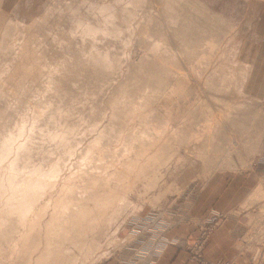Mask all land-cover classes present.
<instances>
[{"label": "rangeland", "instance_id": "374dc122", "mask_svg": "<svg viewBox=\"0 0 264 264\" xmlns=\"http://www.w3.org/2000/svg\"><path fill=\"white\" fill-rule=\"evenodd\" d=\"M21 14L0 8V66L29 52L38 76L0 119L25 150L0 182V264H156L168 249L189 264H264V0H43ZM181 84L187 95L167 93ZM22 190L38 194L27 207Z\"/></svg>", "mask_w": 264, "mask_h": 264}, {"label": "bare ground", "instance_id": "6f19581e", "mask_svg": "<svg viewBox=\"0 0 264 264\" xmlns=\"http://www.w3.org/2000/svg\"><path fill=\"white\" fill-rule=\"evenodd\" d=\"M179 3V2H178ZM168 5V4H167ZM178 5V4H177ZM169 6H171V5H169ZM143 29V28H142ZM142 29H138L139 31H137V32H139L140 33V31L142 30ZM143 31V30H142ZM142 31H141V33H142ZM144 33H145V30L143 31ZM90 33V32H89ZM138 33V34H139ZM143 33V34H144ZM139 36V35H138ZM128 41V40H127ZM150 41V40H149ZM8 42V41H7ZM32 44V43H31ZM186 46V49L188 48V50L190 49V47H187L188 45H185ZM154 47V46H153ZM192 47V46H191ZM24 49V48H23ZM94 49V48H93ZM194 48H192V50H193ZM95 50V49H94ZM108 50V49H107ZM8 51V50H7ZM14 51V50H13ZM25 51H27V50H25ZM15 52V51H14ZM186 52H188L187 50H186ZM27 53V54H26ZM26 53H22V54H17V55H15L13 58L12 57H10V59L12 58L13 59V63H11V61H12V59L10 60V63L12 64V65H10V63H9V61H8V66H6L7 65V62H6V65L4 64V62L2 63L1 62V64H3L4 66H5V68L4 69H2L4 66L3 65H1L0 66V119H2L1 117H3V119H4V116H6V115H8L9 113H11L12 111L14 112V109H16V105H18V106H20L19 105V93L17 92V94L15 93L16 92V88H17V86H18V84H19V82L22 80V79H26V82H28L27 81V79H28V77H34L33 79H36V77L38 76L36 73H37V70H35L36 72H33L32 70H34L36 67H37V59H35L34 57H36V56H34V55H28L29 54V52H26ZM31 53V52H30ZM184 53V52H183ZM189 53V52H188ZM98 54H100V53H98ZM110 54V53H109ZM101 55V54H100ZM108 54L106 53V56H103V58L101 59V60H107V58L110 56H107ZM39 56H40V54H39ZM92 56H93V54H92ZM205 56V55H204ZM33 57V58H32ZM101 57V56H100ZM112 57V56H111ZM114 57V56H113ZM118 57V56H117ZM197 57V56H196ZM1 58V57H0ZM29 58H31L30 60H29ZM202 58V57H201ZM39 59V58H38ZM28 60V61H27ZM31 60H33L32 62H30ZM36 60V61H35ZM92 60H94V59H92ZM91 60V61H92ZM196 60H199V58L198 59H196ZM196 60H195V63H196ZM110 61V60H109ZM92 62H95L98 66H103V67H105L106 65H104V63L103 62H100L99 60H98V58H97V60L95 59V61H92ZM111 62V61H110ZM200 62V61H199ZM39 63V62H38ZM109 63V62H108ZM39 66V65H38ZM108 66V65H107ZM106 66V67H107ZM133 66V65H132ZM41 67V66H40ZM45 67V66H44ZM110 67V66H109ZM138 67V66H137ZM143 67V66H142ZM43 68V67H42ZM108 68V67H107ZM110 68H112V67H110ZM109 68V69H110ZM32 69V70H31ZM44 69V68H43ZM107 70V69H106ZM105 70V71H106ZM121 70V69H120ZM144 71V70H143ZM41 72V71H40ZM43 72V71H42ZM120 72V71H119ZM141 72V71H140ZM41 74V73H40ZM47 74V73H46ZM132 74H134V72L132 73ZM137 74V73H136ZM141 73H139V75H140ZM43 75H44V73H43ZM120 76V75H119ZM141 77H142V75H140ZM139 76V77H140ZM40 77H42V76H40ZM126 77V76H125ZM137 77V76H136ZM149 78V77H148ZM31 79V78H30ZM120 79V78H119ZM122 79V78H121ZM134 79V78H133ZM150 80V79H149ZM161 80V79H160ZM178 80V79H177ZM44 81V80H43ZM126 81V80H125ZM147 81H148V79H147ZM181 81V80H180ZM50 82V81H49ZM140 82V81H139ZM162 82V81H161ZM34 83H37V82H34ZM41 83V82H40ZM30 84V83H29ZM42 84V83H41ZM153 84V83H152ZM28 85V84H27ZM35 85V84H34ZM123 85V84H122ZM157 85V84H156ZM159 85V84H158ZM177 85V84H176ZM182 85V84H181ZM23 87V86H22ZM38 87V86H37ZM123 87H125V86H123ZM184 87H185V89L183 88V85L181 86V87H178L177 86V88L175 87V90H173V89H170V90H173L172 92H167V93H171V95L172 94H176V93H185L186 95H187V91H189V89L188 88H186V86L184 85ZM226 87V86H225ZM31 88V87H30ZM19 89V88H18ZM28 89H29V87H28ZM125 89V88H124ZM37 90V89H36ZM136 90V89H135ZM185 90H187V91H185ZM124 91V90H123ZM168 91H169V89H168ZM197 91V90H196ZM23 92V91H22ZM40 92H41V90H40ZM122 92V91H121ZM127 92V91H126ZM137 93V92H136ZM191 93V92H190ZM40 94V93H39ZM44 94V93H43ZM184 94V97L181 99V101H183L184 103L187 101L186 99H188V98H186V95ZM19 95V96H18ZM53 95V94H52ZM121 95V94H120ZM122 95H124L123 93H122ZM121 95V96H122ZM133 95V94H132ZM168 95L169 94H167V98H168V100L170 99L169 97H168ZM176 95H178V94H176ZM217 95V94H216ZM125 96H127L126 94H125ZM130 96V95H129ZM128 96V97H129ZM179 96V95H178ZM24 97V96H23ZM120 97V96H119ZM123 98H124V96H122ZM180 97V96H179ZM179 97H178V99H179ZM187 97H189V95L187 96ZM36 98V97H35ZM40 98V97H39ZM42 98V97H41ZM45 98V97H44ZM126 98V100H128L127 99V97H125ZM132 97H130V99H131ZM152 98V97H151ZM174 98V97H173ZM217 98V97H216ZM38 99V98H37ZM190 99V98H189ZM41 100V99H40ZM44 100V99H43ZM116 100H122L121 98L119 99V98H117ZM125 100V101H126ZM132 100H133V98H132ZM186 100V101H185ZM111 101V100H110ZM123 101V100H122ZM129 101V100H128ZM172 101H174V100H172ZM179 101H180V99H179ZM180 101V103L182 104V102ZM189 101V100H188ZM30 102V101H29ZM39 102V101H38ZM114 102V101H113ZM178 102V101H177ZM120 104L119 105H121V102H119ZM188 103V102H187ZM30 104H31V102H30ZM39 104V103H38ZM38 104H37V106H38ZM122 104H124V101L122 102ZM126 104V103H125ZM177 104V103H176ZM191 104V103H190ZM114 105V104H113ZM127 105V104H126ZM135 105V104H134ZM26 106V105H25ZM30 106L31 105H29L28 107L30 108ZM115 106V105H114ZM194 106V105H193ZM222 106V105H221ZM220 106V107H221ZM42 107V106H41ZM40 107V108H41ZM118 107V106H117ZM122 107V106H121ZM133 107V106H132ZM171 107V106H170ZM190 107V106H189ZM227 107V106H226ZM225 107V108H226ZM178 108V107H177ZM186 108H188V107H186ZM215 108V107H214ZM36 109V108H35ZM133 108H130V110L128 111L127 110V112H132L131 110H132ZM11 110V111H10ZM22 110V109H21ZM20 109H19V111L20 112H18L19 114V116H18V124H21L22 122H20L19 123V121L21 120V118L22 119H24L25 117V115H23L24 113H23V110L21 111ZM26 110V109H25ZM123 110V109H122ZM171 110V109H170ZM178 110V109H177ZM182 110H183V108H182ZM186 110V109H185ZM192 110V109H191ZM17 111V110H16ZM38 111H39V109H38ZM42 111V110H41ZM172 111V110H171ZM184 111V110H183ZM189 111H190V109H189ZM35 112H36V110H35ZM35 112H32V113H35ZM126 112V113H127ZM135 112V111H134ZM186 112V111H185ZM30 113V112H29ZM124 113V112H123ZM202 113V112H201ZM231 113V112H230ZM229 113V114H230ZM15 114V113H14ZM228 114V113H227ZM232 114V113H231ZM11 115V114H10ZM38 115H39V113H38ZM122 115V114H121ZM126 115V114H125ZM129 115V114H128ZM13 116H15V115H13ZM24 117V118H23ZM39 117V116H38ZM52 117V116H51ZM170 117V116H169ZM14 118V117H13ZM13 118L11 119V120H13ZM122 118V117H121ZM129 118V117H128ZM27 119V118H26ZM119 119V118H118ZM10 120V121H11ZM134 120V119H133ZM9 121V122H10ZM24 121V120H23ZM3 122V120L0 122V182L3 180L4 181V179H5V175H6V172H9V171H11L12 170V165L14 164L15 165V162L17 161V160H19V159H23L22 158V156H21V154L23 153V152H25V150L24 151H22L20 154L17 152V151H15V145H14V143L12 142V138L10 137V136H8V134H9V132L7 131L8 129H7V127H5V125H3V124H1ZM25 122H27V120L25 121ZM16 123V122H15ZM115 123V122H114ZM24 125V124H23ZM9 126H10V124H9ZM15 126V125H14ZM25 127V126H24ZM10 128V127H9ZM22 128V127H21ZM47 128V127H46ZM11 130H13L12 128H10ZM15 129H16V127H15ZM43 130V129H42ZM190 131V130H189ZM22 131H20V133H21ZM193 132V131H192ZM14 133V132H13ZM15 133H17V131L15 132ZM18 133H19V130H18ZM19 133V134H20ZM188 133V132H187ZM11 134V133H10ZM23 135H24V133H22ZM190 134V133H189ZM25 135H26V133H25ZM103 135V134H102ZM107 135V134H106ZM115 135H117V134H115ZM123 135V134H122ZM126 135V134H125ZM130 135V134H129ZM16 137V136H15ZM26 137V136H25ZM139 137V136H138ZM137 137V138H138ZM193 137V136H192ZM122 139H124L123 137H122ZM142 139V138H141ZM111 140V139H110ZM118 140V139H117ZM126 140V139H125ZM124 140V141H125ZM145 140V139H144ZM87 141V140H86ZM112 141V140H111ZM121 141V140H120ZM134 141V140H133ZM22 142V141H21ZM20 142V143H21ZM146 142V141H145ZM153 142V141H152ZM112 143V142H111ZM118 143V142H117ZM127 143H129V142H127ZM133 143V142H132ZM154 143V142H153ZM16 144V143H15ZM152 144V143H151ZM83 145V144H82ZM119 145H121V144H119ZM155 145V144H154ZM102 146V145H101ZM124 146V145H123ZM126 146V145H125ZM124 146V147H125ZM26 147V146H25ZM90 147V146H89ZM126 147H128V145L126 146ZM143 147V146H142ZM146 148V147H145ZM150 148V147H149ZM130 149V148H129ZM172 149V148H171ZM21 150V149H20ZM23 150V149H22ZM63 150V149H62ZM133 150H135V149H133ZM139 150H140V148H139ZM188 150V149H187ZM141 151V150H140ZM155 151V150H154ZM173 151H175V150H173ZM27 152V151H26ZM122 152V151H121ZM129 152H131L130 150H129ZM128 152V153H129ZM135 152V151H134ZM156 153L158 152V151H155ZM154 152V153H155ZM133 153V152H132ZM24 154V153H23ZM120 154V153H119ZM124 154V153H123ZM80 156V155H79ZM121 156H122V154H121ZM140 156V155H139ZM144 156V155H143ZM142 156V157H143ZM149 156V155H148ZM130 157V156H129ZM151 157V156H150ZM148 158V159H153L152 157L151 158ZM118 158V157H117ZM135 159H137V157L135 158ZM147 159V158H146ZM117 160V159H116ZM141 160V159H140ZM142 160H143V158H142ZM124 161V160H123ZM129 162H135V160H131V161H129ZM139 162V160L137 161V163ZM142 162V161H141ZM147 162V161H146ZM152 162V161H151ZM126 163H127V161H126ZM136 163V162H135ZM135 163L134 164H131L133 167H134V165H135ZM136 163V165H138ZM17 164V163H16ZM122 164H123V162H122ZM125 164V163H124ZM124 164H123V166H124ZM18 165V164H17ZM127 164H125V166H126ZM128 165H129V163H128ZM130 165V166H131ZM121 167H123L122 165H120ZM119 166V167H120ZM127 167V166H126ZM82 168V167H81ZM124 168V167H123ZM123 168H121V169H123ZM131 168V167H130ZM136 168V167H135ZM135 168H133V170L135 169ZM144 168V167H143ZM114 169H116V168H114ZM126 169V168H125ZM129 169V168H128ZM37 170V169H36ZM131 170V169H130ZM130 170H128L129 171V173H130ZM141 170V169H140ZM115 171V170H114ZM113 171V175H112V177L114 176V173H116V171H117V169H116V171L114 172ZM125 171V170H124ZM132 171V170H131ZM88 172V171H87ZM103 172V171H102ZM107 172V171H106ZM122 172V171H121ZM134 172V171H133ZM37 173V172H36ZM108 173V172H107ZM123 173H125V172H122L121 174H123ZM128 173V172H127ZM124 174V177L126 176V175H128V174ZM132 173V172H131ZM110 174V175H109ZM111 174H112V172L111 173H108V176L110 177L111 176ZM120 174V175H121ZM35 175V174H34ZM37 175V174H36ZM117 175V174H116ZM119 175V176H120ZM9 176V175H8ZM119 176H117V179L119 178ZM123 176V175H122ZM121 176V177H122ZM13 177V176H12ZM48 177V176H47ZM54 177V176H53ZM41 178H42V176H41ZM61 178V177H60ZM115 179H116V176L114 177ZM125 178H127V177H125ZM11 179V178H10ZM49 179H52V178H49ZM116 179V180H117ZM101 180V179H100ZM104 180H105V178H104ZM109 180H110V178H109ZM113 180V179H112ZM121 181V180H124V179H122V178H119L117 181ZM127 180V179H126ZM7 181V180H6ZM5 181V182H6ZM22 181V180H21ZM25 181V180H24ZM43 181V180H42ZM63 181H65V180H63ZM108 181V180H107ZM114 181V180H113ZM10 182V181H9ZM33 182V181H32ZM35 182V181H34ZM61 182V181H60ZM83 182V181H82ZM97 182V181H96ZM96 182H92V184L94 185V187H95V184L94 183H96ZM123 182V181H122ZM24 183V182H23ZM53 183V182H52ZM104 183V182H103ZM105 183H106V181H105ZM109 183V182H108ZM20 184H21V182H20ZM114 184V183H113ZM29 185V184H28ZM27 185V186H28ZM50 185V184H49ZM54 185V184H53ZM109 185H110V183H109ZM45 186V185H44ZM88 186V185H87ZM98 186V185H97ZM102 186H108V184H105V185H102ZM114 186H116V183L114 184ZM63 190H61V192H59V193H61L62 194V191H65L64 190V188H62ZM103 189V188H102ZM117 189V188H116ZM116 189H114V190H116ZM257 189H259L258 191H260L261 193L258 195V193H257V191L255 192V193H257V197H262L261 195L264 193V182L257 188ZM17 190H19V189H17ZM34 190V189H33ZM60 190V189H59ZM111 191V190H110ZM36 192V191H35ZM88 192V191H87ZM102 192V191H101ZM100 192V193H101ZM8 193V192H7ZM36 193H39V192H36ZM83 193V192H82ZM102 193H104V192H102ZM101 193V194H102ZM109 193V192H108ZM110 193H112V192H110ZM115 193V192H114ZM3 194V193H2ZM6 194V193H5ZM19 194L20 195H25L26 194V196H27V199H24L23 200V202H21V206L22 207H27V205L29 206V199H34L38 194H35L34 192L31 194L29 191H27V192H24L23 190L21 191V192H19ZM99 194V193H98ZM42 195V194H41ZM57 195V194H56ZM100 195V194H99ZM103 196H108L109 197V194H102ZM256 195V194H255ZM255 195H253V196H255ZM44 196V195H43ZM42 196V197H43ZM58 196V195H57ZM57 196L55 197V200H56V198H57ZM68 196V195H67ZM72 196V195H71ZM98 196V195H97ZM115 196H118L117 194L115 195ZM25 197V196H24ZM23 197V198H24ZM59 197V196H58ZM63 197V196H62ZM68 197H70V195L68 196ZM92 197H94V196H92ZM96 197V196H95ZM95 197H94V200H95ZM256 197V196H255ZM7 198V197H6ZM11 198H13L12 196H11ZM10 197H9V200L11 199ZM82 198V197H81ZM98 198H99V196H98ZM97 198V199H98ZM61 198H58L56 201H57V203H58V200H60ZM64 199V198H63ZM75 198H73L72 200H73V203L75 202V200H74ZM84 199V198H83ZM93 199V198H92ZM96 199V200H97ZM104 198H102V200H103ZM112 199V198H111ZM118 199V198H117ZM6 200H8V199H6ZM5 200V201H6ZM54 200V202L56 203V201ZM62 200V199H61ZM60 200V201H61ZM68 200H71V199H68ZM68 200H66L67 201V203H68ZM77 200H79V198L77 199ZM88 199H86V201H87ZM95 200V201H96ZM60 201H59V203L58 204H60L59 206L60 207H62L63 205L60 203ZM80 201V203H81V199L79 200ZM85 201V200H84ZM99 201H100V199H99ZM98 201V202H99ZM44 202V201H43ZM69 202H72V201H69ZM98 202H96V203H98ZM104 202V201H103ZM3 203V202H2ZM54 203V204H55ZM73 203H70L72 206L73 205H75L76 204V202H75V204H73ZM90 203H93V201L91 202L90 201ZM96 203H95V205H92L94 208H95V206H96ZM113 203V202H112ZM46 204V203H45ZM53 204V205H54ZM58 204H57V206H58ZM79 204V203H78ZM88 204V203H87ZM101 204V203H100ZM6 205V204H5ZM43 205V204H42ZM66 203H64V208L66 207V206H69V205H66ZM71 205H70V207H71ZM114 205V204H113ZM18 206V205H17ZM32 206V205H31ZM78 206V207H77ZM77 206H75L77 209H78V211H79V209L82 207L81 206V204L80 205H77ZM80 206V207H79ZM99 207H100V205H98ZM101 206H104V204H101ZM53 207H55V205L53 206ZM59 207V208H60ZM97 207V206H96ZM58 208V207H57ZM89 208V207H88ZM98 208V207H97ZM103 208V207H102ZM101 208V209H102ZM107 208V207H106ZM105 208V209H106ZM34 209V205H33V207H32V210ZM48 209V208H47ZM55 209H56V207H55ZM66 209L67 210H69L67 207L65 208V211H66ZM72 209H73V207H72ZM71 209V210H72ZM76 209V210H77ZM83 209V208H82ZM90 209V208H89ZM93 209V208H92ZM92 209H91V211L89 210V217L91 216V212H92ZM96 209V208H95ZM94 209V210H95ZM104 209V208H103ZM12 210V209H11ZM64 210V209H63ZM63 210H61V212H64L65 213V211H63ZM76 210H75V212H76ZM84 210V209H83ZM85 210H87V208L85 209ZM84 210V211H85ZM44 211V210H43ZM57 211H59L58 212V214L60 215V210L58 209ZM57 211H56V213H57ZM73 211V210H72ZM9 212H10V210H9ZM67 212V211H66ZM75 212H73L74 214H75ZM83 212V211H82ZM81 212V210H80V213H82ZM85 212H88V211H85ZM84 212V213H85ZM103 212H104V210H103ZM102 212V213H103ZM106 212V211H105ZM3 213V212H2ZM6 213V212H5ZM56 213H55V211H54V216H56ZM78 213V212H77ZM84 213H82V214H84ZM96 213H98V212H96ZM107 213V212H106ZM18 214V213H17ZM16 214V215H17ZM41 214V213H40ZM82 214H80L81 216H82ZM86 214V213H85ZM85 214H84V216H85ZM108 214V213H107ZM78 215V214H77ZM77 215H75V216H77ZM87 215V214H86ZM102 215V214H101ZM106 215V214H105ZM111 215V214H110ZM113 215V214H112ZM25 217H26V215H24ZM53 216V215H52ZM92 216H93V214H92ZM91 216V217H92ZM72 217V216H71ZM80 217V216H79ZM78 217V218H79ZM90 217V218H91ZM98 217V216H97ZM103 217V216H102ZM3 218H6V217H3ZM23 219H22V221L20 222V227H22V228H25V226H26V222H28L27 220V218H24V217H22ZM57 217H55V218H53V220L54 219H56ZM67 218H70V217H67ZM75 218V219H74ZM82 219L84 218V217H81ZM85 218H87L86 220H88L89 218L88 217H85ZM85 218L83 219V221L85 220ZM93 218H94V216L92 217V220H93ZM96 218V217H95ZM36 219H38V217H36ZM82 219H80V222L82 221ZM97 219V218H96ZM101 219V218H100ZM100 219H97L98 221L100 220ZM3 220H5V219H3ZM35 220V219H34ZM53 220H51L50 221V223H51V225H52V221ZM56 220H59V219H56ZM56 220H54L55 222H56ZM72 220H76V217H73L72 218ZM95 220V219H94ZM105 220V219H104ZM32 221V220H31ZM30 221V222H31ZM53 221V222H54ZM69 221H70V219H69ZM77 221H78V219H77ZM91 221V220H90ZM8 222V221H7ZM10 222V221H9ZM8 222V223H9ZM66 222H67V220H66ZM66 222H63L62 224H66ZM71 222V221H70ZM76 222V221H75ZM80 222H78V223H80ZM95 222H96V220L95 221H93V225H96L95 224ZM101 222V221H100ZM50 223H48L47 225L49 226V224ZM77 223V222H76ZM82 223H84V222H81L79 225L80 226H82ZM69 224V226L71 225V223H68ZM68 224H67V226L66 225H64L65 227H66V229H67V227H68ZM90 224L92 225V223L90 222ZM28 225L30 226V223H28L27 224V227H28ZM46 225V224H45ZM46 225V226H47ZM50 225V226H51ZM78 225V224H77ZM77 225H75V226H77ZM79 225H78V227L77 228H79ZM85 226H86V223L84 224ZM90 225V226H91ZM92 225V226H93ZM99 225H100V223H99ZM33 226H35V225H33ZM33 226H31V227H33ZM48 226H47V228H48ZM72 226V225H71ZM89 226V225H88ZM97 227H98V225H96ZM41 227V226H40ZM72 227H74V225L72 226ZM95 227V226H94ZM93 227V228H94ZM100 227V226H99ZM28 228H30V227H28ZM28 228H27V233H29L30 235H32V233H30L31 232V230L30 231H28ZM46 228V229H47ZM64 228V227H63ZM69 228V227H68ZM76 228V227H75ZM76 228V231H80V230H78ZM84 228H86V227H84ZM89 228V227H88ZM34 229H35V227L33 228V230H32V232L34 231ZM37 229H38V227H37ZM49 229V228H48ZM52 229V228H51ZM65 229V228H64ZM80 229V228H79ZM82 229V228H81ZM90 229H92V228H90ZM90 229L88 230V231H90ZM53 230V229H52ZM73 230V229H72ZM85 230H87V229H85ZM93 230V229H92ZM21 231H22V229H21ZM37 231V230H36ZM55 231V230H54ZM70 231V230H69ZM41 232V231H40ZM51 232V231H50ZM82 232H85V231H83V229H82ZM25 233V232H24ZM27 233H26V235H27ZM34 233V232H33ZM42 233V232H41ZM76 233V232H75ZM86 233V232H85ZM37 234V233H36ZM50 234V233H49ZM48 234V235H49ZM52 234V233H51ZM54 234V233H53ZM53 234H52V236H53ZM74 234V233H73ZM78 234V233H77ZM79 234H80V232H79ZM89 234V233H88ZM22 235L24 236V234L22 233ZM30 235H28L29 237H30ZM44 235H47V234H44ZM75 235V234H74ZM21 236V235H20ZM23 236H22V238H23ZM28 236H24L25 238H26V240H29L30 239V241H31V237L29 238V239H27V237ZM51 236V235H50ZM51 236V237H52ZM79 236V235H78ZM77 236V238H79ZM75 237H76V235H75ZM80 237H81V234H80ZM10 238H11V236H10ZM19 238V237H18ZM21 238V239H22ZM24 238V239H25ZM14 239V238H13ZM20 239V238H19ZM18 240V241H22V240ZM39 239V238H38ZM45 239H46V237H45ZM84 239H86L85 237H84ZM83 239V240H84ZM10 240H12V239H10ZM50 240V239H49ZM76 240H78V243H80L79 242V239H76ZM82 240V237H81V241H83ZM46 241V240H45ZM86 241V240H85ZM23 242H27V241H24L23 240ZM22 242V243H23ZM39 242V241H38ZM50 241H48V243H49ZM52 242V241H51ZM50 242V243H51ZM74 242V241H73ZM87 242V241H86ZM29 243V242H28ZM33 243H35L34 241H33ZM47 243V241H46V243H44V244H46L45 246H49V245H47L48 244ZM81 243H84V242H81ZM20 244V245H19ZM38 244H40V243H38ZM43 244V243H42ZM64 244V243H63ZM76 244V243H75ZM23 245V247L25 246L24 244H22ZM37 245V244H36ZM65 245V244H64ZM67 245V244H66ZM84 245V244H83ZM19 248L21 247L22 248V246H21V243H18V245H17ZM33 246H35V245H33ZM42 246V245H41ZM55 246V245H54ZM63 246V245H62ZM31 247V246H30ZM64 247V246H63ZM20 248V249H21ZM36 248V247H35ZM60 248V247H59ZM69 248V247H68ZM28 249V248H27ZM44 249H48V248H44ZM63 249H65V248H63ZM63 249H62V251L61 250H59L58 248H57V252H58V250H59V252L61 251L62 253H63ZM18 251H19V249H17ZM33 250V249H32ZM36 250H38V249H36ZM46 251V253H48L49 254V252H48V250H45ZM45 251H43V252H45ZM52 251V252H51ZM42 251H41V255H45L44 253H43ZM54 252H55V249H54ZM53 252V250H50V256L52 255V253H54ZM56 252V253H57ZM65 252H67V251H65ZM33 253V252H32ZM62 253H60V255H58L57 256V258L59 257V256H61V254ZM23 254V253H22ZM25 254V253H24ZM23 254V255H24ZM47 254V255H48ZM58 254V253H57ZM65 254V253H64ZM63 254V255H64ZM72 254V253H71ZM54 255H52L51 256V258L53 257ZM49 257V256H48ZM56 258V259H57ZM48 259H50V257L49 258H47V257H45V260H47L48 261ZM54 259V258H53ZM59 259H60V257H59ZM63 259V258H62ZM38 260H40V259H38ZM41 261V260H40ZM39 261V262H40ZM50 261V260H49ZM56 261H60V260H56ZM63 261V260H62ZM64 262V261H63ZM67 262V261H66ZM52 263H53V261H52ZM54 263H55V261H54ZM58 263V262H57ZM60 263V262H59ZM62 263V262H61ZM65 263V262H64ZM43 264H45V263H43Z\"/></svg>", "mask_w": 264, "mask_h": 264}, {"label": "crops", "instance_id": "0c3cea01", "mask_svg": "<svg viewBox=\"0 0 264 264\" xmlns=\"http://www.w3.org/2000/svg\"><path fill=\"white\" fill-rule=\"evenodd\" d=\"M43 0H0V8L5 12L22 13L35 9V5ZM98 264H123L118 259H107ZM156 264H189L185 259H175L174 252L170 249L166 251L165 257Z\"/></svg>", "mask_w": 264, "mask_h": 264}]
</instances>
